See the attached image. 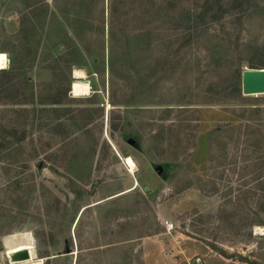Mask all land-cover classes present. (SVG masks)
<instances>
[{"label": "rangeland", "instance_id": "1", "mask_svg": "<svg viewBox=\"0 0 264 264\" xmlns=\"http://www.w3.org/2000/svg\"><path fill=\"white\" fill-rule=\"evenodd\" d=\"M211 5L0 0V82L15 79L0 91V264H264V92L236 75L264 67V0L240 20ZM195 12L202 31L170 45L172 17ZM123 26L131 60L111 74ZM68 30L85 65L66 63ZM228 38L237 64H211ZM23 247L32 259L11 263Z\"/></svg>", "mask_w": 264, "mask_h": 264}, {"label": "trees", "instance_id": "2", "mask_svg": "<svg viewBox=\"0 0 264 264\" xmlns=\"http://www.w3.org/2000/svg\"><path fill=\"white\" fill-rule=\"evenodd\" d=\"M168 1L169 2H175L178 0H168ZM203 1L205 3H207V7H206L207 10L212 9L211 2H216V3H219L220 5H223V2L228 1L229 4L231 3L233 11H235V10L241 11V15L237 16L238 17L237 20L242 19V17H244V14L247 11H249V10L252 11V6L256 2V0H203ZM247 3H251V4H247ZM237 8H240L241 10H238ZM155 9H157L158 12H163V7L159 6V7H156ZM165 12H167V11H165ZM219 12H223V9H220L218 11V13ZM206 13H207V11H206ZM206 13H205V15H206ZM205 15H204V12H202V13L201 12H198V13L195 12L194 17H192L189 14V17H186L185 19H183V18L176 19V17H172V19L174 20V25H176V27L174 29L175 33H173V35L167 37L168 43L171 45V44H173L174 41H177V39L178 40L182 39V40H184V42H188V43L191 42L193 40V36L195 35V32L198 33L200 31H202L199 29L202 27V25H203L202 23H204L203 18L205 17ZM248 15H250V14H248ZM126 20H127V18H125V20L123 21L124 25L126 24ZM123 27H124L123 30H120V31H114V29L110 31V47H109L110 52L109 53H110L111 74H113L115 72V69H116L115 67H116V63L118 60V55H119V62L121 59H124L125 61H128V62H130L129 60H131L130 55H129V48L126 46V43L122 42L124 44L118 45L117 40H116V39H118L117 35L119 33L122 35L126 34V29H125L126 26H123ZM180 29H182L181 32H180ZM183 29H185L184 33H182ZM150 33H151V30H145V29H138V31L134 32V35L136 38L142 39L143 37H145V35H147V37L144 39L148 40V41L145 40V41L139 43L136 48L146 49L149 46H151V42H150L151 34ZM224 33L228 36L231 35V32L230 33L224 32ZM64 35H65V39L61 40V43L65 46L67 53H68L66 55V63H67V65H69V68H72L73 66L85 65V63H83V59L85 58L83 52L86 54V50H85L84 45H83L84 41L81 37L82 35H80V33H78L77 31H74V30L73 31L68 30L65 32ZM179 36H181V37H179ZM74 39H76L77 42H75ZM230 39L231 38L224 40V43L228 44L227 46H225V48H222L221 45H217L215 47L214 46L212 47V49L210 50L211 59H212L211 64H214L216 66H224V68H227V67L231 68V66L237 64L236 59L234 58V52L232 54L228 53L231 50L232 44H234L233 41H231ZM235 44L237 47V43H235ZM219 48L223 51L222 53H221V50H219ZM72 52H76L77 56L76 57L69 56V55H72L71 54ZM227 58H230V61L227 60ZM161 61H164V60H161ZM261 68H264V67H261ZM244 69H245V67H243V65H238L236 68V75L238 77L242 78V73H243ZM234 72H235V70H234ZM7 73L8 72L3 71V72H0V75H6ZM234 77H235V75H234ZM79 78H82V77H79ZM79 78H77V80H75V81H81V80H78ZM14 80L15 79L13 77H10L4 83L0 82V91L3 88H7L8 86L13 85L15 83ZM228 87L229 86H227V88ZM234 91L237 92L240 96H242L241 85L239 87L234 86ZM68 92H69V90H68ZM68 97H69L68 99L72 98L70 96H68ZM14 103L26 104L27 102L18 101V102H14ZM49 103H65V102L54 100V101H51ZM263 141H264L263 136H261L260 138L255 137V142H257V145H259Z\"/></svg>", "mask_w": 264, "mask_h": 264}, {"label": "water", "instance_id": "3", "mask_svg": "<svg viewBox=\"0 0 264 264\" xmlns=\"http://www.w3.org/2000/svg\"><path fill=\"white\" fill-rule=\"evenodd\" d=\"M243 93L245 95H254L264 92V68L245 67L242 73ZM158 167V171H161ZM11 263L28 261L32 259L29 247H24L8 254Z\"/></svg>", "mask_w": 264, "mask_h": 264}, {"label": "bare ground", "instance_id": "4", "mask_svg": "<svg viewBox=\"0 0 264 264\" xmlns=\"http://www.w3.org/2000/svg\"><path fill=\"white\" fill-rule=\"evenodd\" d=\"M77 73L79 72V71H76ZM78 77H83V75H81V74H76ZM126 162H128L129 164H132L133 165V163H134V160L131 158V157H129V158H127L126 159ZM129 166V165H128ZM24 248V247H23ZM20 249H22V248H20ZM30 249V248H29ZM17 250H19V249H16V250H14V251H17ZM31 251V250H30ZM11 252H13V251H11ZM10 252V253H11ZM9 253V254H10ZM8 254V253H7ZM31 260V259H30ZM30 260H28V261H30ZM28 261H24V262H28ZM32 262H34V261H32ZM32 262H30V263H32ZM37 262V261H36ZM35 264H38V263H35Z\"/></svg>", "mask_w": 264, "mask_h": 264}, {"label": "built area", "instance_id": "5", "mask_svg": "<svg viewBox=\"0 0 264 264\" xmlns=\"http://www.w3.org/2000/svg\"><path fill=\"white\" fill-rule=\"evenodd\" d=\"M165 225L168 229H172L174 227V224L170 221H166Z\"/></svg>", "mask_w": 264, "mask_h": 264}, {"label": "crops", "instance_id": "6", "mask_svg": "<svg viewBox=\"0 0 264 264\" xmlns=\"http://www.w3.org/2000/svg\"><path fill=\"white\" fill-rule=\"evenodd\" d=\"M76 78H79V77H76Z\"/></svg>", "mask_w": 264, "mask_h": 264}]
</instances>
